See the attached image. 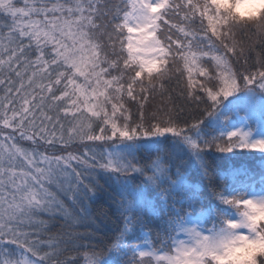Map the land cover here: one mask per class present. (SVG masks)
<instances>
[{
    "label": "snow or ice",
    "instance_id": "6c2138e0",
    "mask_svg": "<svg viewBox=\"0 0 264 264\" xmlns=\"http://www.w3.org/2000/svg\"><path fill=\"white\" fill-rule=\"evenodd\" d=\"M20 2L0 0V264H264V0ZM173 78L184 105L146 111ZM243 156L259 169L213 166Z\"/></svg>",
    "mask_w": 264,
    "mask_h": 264
},
{
    "label": "trees",
    "instance_id": "16d2710c",
    "mask_svg": "<svg viewBox=\"0 0 264 264\" xmlns=\"http://www.w3.org/2000/svg\"><path fill=\"white\" fill-rule=\"evenodd\" d=\"M17 3H18V6H23L22 2H20V0H17ZM237 39L242 40L243 38L238 34ZM233 66H234V68L238 67L235 63H233ZM198 79H203V78H198ZM172 88L174 89V91L172 93L174 99L171 103L168 101L167 97L162 98L159 95H157L155 97V99L150 98V103H149V105L146 106V111L150 112V111L154 110L156 107H163L165 104H168L169 106L175 105L177 107L183 106L184 105L183 97H180L177 95L180 91V88L176 86L174 78H173V82H172ZM189 108H190V106H189ZM181 115H187V112L181 113ZM22 143H25V146H27L26 142H22ZM72 147L73 148H80L79 145H73ZM80 151H82V148H80ZM237 151H240V150H237ZM217 155L222 156L224 154H217ZM228 155H231V154H228ZM244 163L245 164L250 163L247 166V167H252V168H249L250 170H258L259 169L258 160H254L251 157H247V156H243L241 158H238V159H235L232 161H229L227 159L217 160V161L213 162V166H214V168H218V171L224 172V171H227L230 166L239 167V166H241L240 164L243 165ZM192 179L193 180L201 179L202 191L205 193V195H210V193L206 187V185H207L206 180H202V178H198L195 172L192 173ZM101 183H103V181H101ZM223 183L224 182H221V184H223ZM222 190H223L222 187L218 189V191H222ZM102 209H107V216L102 214ZM91 213H92L93 217L96 219L97 224L100 225L99 236H103L106 239H108L109 242H112L111 238L114 237V235L117 232V229L121 226L120 220H119L117 214L115 213L114 207H110L108 200L105 197H101L98 201H96L92 205ZM81 231H83V229H81ZM57 232H58V225H57V227L53 228V234H55ZM137 235H139V233H137ZM129 238H131V234H130ZM92 243H99V241L94 240V241H92ZM153 243L155 244L156 242L153 241ZM96 250L99 251L100 249L97 248ZM0 258H2V254H0ZM137 258H139V257H137Z\"/></svg>",
    "mask_w": 264,
    "mask_h": 264
},
{
    "label": "clouds",
    "instance_id": "9594fccd",
    "mask_svg": "<svg viewBox=\"0 0 264 264\" xmlns=\"http://www.w3.org/2000/svg\"><path fill=\"white\" fill-rule=\"evenodd\" d=\"M224 6H228L227 0H224ZM248 7H250V4L248 3V0H245L244 3H241V4H237L236 5V8L238 10H241V11L244 10L245 8H248Z\"/></svg>",
    "mask_w": 264,
    "mask_h": 264
},
{
    "label": "rangeland",
    "instance_id": "374dc122",
    "mask_svg": "<svg viewBox=\"0 0 264 264\" xmlns=\"http://www.w3.org/2000/svg\"><path fill=\"white\" fill-rule=\"evenodd\" d=\"M237 36H238V34H237ZM233 67H234V66H233ZM240 115L243 116L244 113L241 112ZM243 151H244V152H247L248 150H243ZM245 160H246V159H245ZM237 161H238V160H237ZM239 162H240V161H239ZM250 163H251V162H250ZM250 163H248V164H245V163H244L243 165L247 167ZM240 165H242V164H240ZM248 168H252V167H248ZM129 237H130V236H129ZM153 264H155V262H153Z\"/></svg>",
    "mask_w": 264,
    "mask_h": 264
}]
</instances>
